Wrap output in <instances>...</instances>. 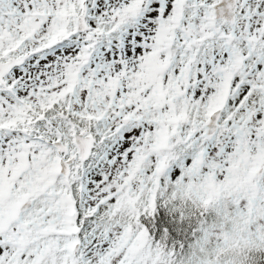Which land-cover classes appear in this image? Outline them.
I'll use <instances>...</instances> for the list:
<instances>
[{
    "label": "snow or ice",
    "instance_id": "snow-or-ice-1",
    "mask_svg": "<svg viewBox=\"0 0 264 264\" xmlns=\"http://www.w3.org/2000/svg\"><path fill=\"white\" fill-rule=\"evenodd\" d=\"M0 264H264V0H0Z\"/></svg>",
    "mask_w": 264,
    "mask_h": 264
}]
</instances>
